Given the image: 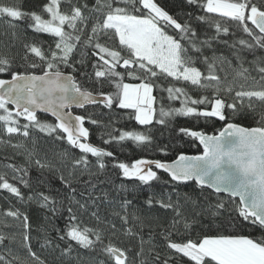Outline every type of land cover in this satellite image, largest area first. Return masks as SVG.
<instances>
[{"label":"snow or ice","instance_id":"obj_1","mask_svg":"<svg viewBox=\"0 0 264 264\" xmlns=\"http://www.w3.org/2000/svg\"><path fill=\"white\" fill-rule=\"evenodd\" d=\"M186 3L205 14L197 15V22H209L207 14H216L234 22L247 38L232 39L236 33L219 21L213 22L214 35L201 38L199 28L192 23V13L181 22L163 0H95L91 7L87 0H46L39 12L25 11L19 4L0 0V20L8 23L14 36L17 26L23 25L25 30L52 38L46 47L26 43V64L21 67L0 55V143L10 144L13 135L29 138L35 129L53 145L51 158L47 153L40 155L25 149L23 165L7 164L11 175L0 172V190L19 202L36 204L49 222L64 221L63 228L55 229L58 242L45 238V245L59 248L61 256H71L79 248L106 257L99 264H264V117L260 126L251 128L232 120L245 107L255 111L254 100L264 105V2ZM214 44H223L230 50V57L217 55ZM207 50L212 55H207ZM247 55L254 57L248 63L255 65L261 82L258 88L241 85L236 90V77L250 78V69L244 67ZM225 65L235 73L232 82H227L226 76L221 78ZM87 68L90 71L81 70ZM252 80L257 83L254 77ZM158 81L168 85L161 91L167 92L169 101L179 100V107L165 109L161 103L157 113L153 93ZM181 81L204 89L214 87L213 95L194 99L185 87L173 83ZM106 83L116 91L105 92ZM89 105L102 106L109 112L131 110L126 113L128 120L146 127L145 131L119 130L118 134L116 129L106 130L107 139L101 137L105 145L131 141L148 147L154 137L147 126L171 127L176 117L197 121L214 118L224 125L218 134H207L198 125L173 128L177 138L187 137L194 147L202 146L201 154L180 153L171 162L139 158L128 163L90 142L86 121L92 125L99 121L71 111L73 106L86 110ZM39 113L50 115L52 120L42 119ZM57 144L62 151L55 150ZM157 151L166 157L169 145H157ZM109 158L123 179L139 182L133 198H128L129 189L124 184L111 199L108 192L102 197L95 194L98 184L104 183L99 175L107 170ZM33 169L38 173L35 185L30 175ZM160 172L168 177L162 184ZM45 173L49 175L45 177ZM85 175L88 179H83ZM52 180H58L60 187L53 189ZM45 186L47 191L42 190ZM181 188L190 191L181 195ZM197 189L199 195L208 192V197L215 196V201L207 197L200 201L199 195L193 199ZM187 203L200 211L186 214ZM101 205L109 209L103 217ZM160 210L170 213V218L160 215ZM88 214L95 219L96 227L82 225V217ZM4 215L20 220L22 243L28 255L37 264H46L32 250L29 214L10 207ZM109 216L118 218L124 226L133 225L125 227L123 234L138 240L134 258L130 259L132 247L113 243L117 229ZM205 217L217 224V234L192 237L193 225ZM101 224H110V228L99 227ZM135 225H139V231L134 230ZM225 225L259 229L260 236L225 234ZM207 227L210 229L211 223ZM144 228L149 230L148 239L144 238ZM157 229L163 251L154 242ZM6 238L0 234V243ZM61 242L65 246L61 247Z\"/></svg>","mask_w":264,"mask_h":264},{"label":"trees","instance_id":"obj_2","mask_svg":"<svg viewBox=\"0 0 264 264\" xmlns=\"http://www.w3.org/2000/svg\"><path fill=\"white\" fill-rule=\"evenodd\" d=\"M4 2H11L19 4L23 10L25 11H40L42 5L46 2V0H4ZM74 3L77 0H73ZM79 3H83L84 0H78ZM89 6L95 3V0H87ZM166 7L170 10V12L175 15L178 19L183 22L187 19V14L192 13L193 20L192 23L194 26L199 28L201 38L205 35H214V21H219L226 26H228L232 32L236 33V36L232 39L238 38H247L246 35L237 27L234 22L228 21L227 18L219 17L216 14H207L210 17L209 22L199 23L196 21L195 17L197 15H205L199 8L194 6H189L186 3V0H163ZM257 3L264 2V0H255ZM87 15V12L85 13ZM52 38L45 33H34L31 29L25 30L23 25H18L16 30V35H13V29L8 25V23L4 20H0V55H6L10 59L13 60L15 66L21 67L26 64L24 60L25 55V47L26 43H35L37 45L44 44L45 47L47 43H50ZM231 42V39L230 41ZM214 48L217 49V55L223 54L225 56L230 57V50L227 49L223 44H214ZM207 55H212L211 50L206 51ZM79 57V54H78ZM254 57L252 55H247L246 61L244 63V67L250 69V78L248 80H244L242 77H236V83L233 87L236 90H240V86L243 85L245 88H258L259 83L261 82V77L259 72L256 70L255 65L248 63V61H252ZM233 65L235 66V61H233ZM203 68L204 66L201 65ZM82 71H90V68L81 69ZM39 72V69L36 70ZM67 71H71V69H67ZM222 80L224 77H227V82H232L235 76V73L229 68L227 65L224 66V72L220 73ZM252 77L255 78L257 83H253ZM81 82L87 86V81L84 80L83 77L80 78ZM171 80V78H168ZM125 82H128L127 80ZM177 87H185V91L188 95L194 99H198L201 96H209L211 97L214 92V87H209L207 89L199 88L197 86H192L190 83L186 82H173ZM215 85V82H212ZM157 88L154 89V95L157 97V102L154 107L159 111L161 107V103L165 109L169 106L179 107L180 101L174 100L169 101L167 99V92L161 91L162 88L168 87L166 83L157 82ZM105 92H115L116 89L113 85L105 84L104 88ZM234 95V92H233ZM255 105V111H252L245 107V109L235 115L232 116V120L235 123L244 125V126H260L259 122L262 117H264V105H262L259 101H253ZM131 110H120L116 109L115 112H109L108 109L103 108L102 106L89 105L86 106L85 109H73L72 112L74 114H80L85 116H92L93 118L99 121L98 125H92L86 121L85 126L90 130V142L94 146H99L102 148H106L109 151H112L115 157L122 162H128L139 158H147V159H165L167 161H171L176 158V156L180 153L186 154H198L201 152V148L194 147L192 141L187 138H177L175 131L173 128L178 127H194L196 125L199 126V130L206 131L207 134H215L219 129L222 128L224 122L215 120L205 121L201 118L199 121L186 118V117H176L173 126L171 127H163L159 124L155 126H147L151 130V134L154 137V143L148 147H141L138 144H135L131 141H124L121 143H111L105 145L103 140L101 139L104 136L106 130L116 129L117 134L119 130H137V131H145V126L138 125L134 120L129 121L126 113ZM42 119H46L51 121L52 118L48 117L44 114H39ZM231 115V113H230ZM111 121V122H110ZM110 126V127H109ZM3 135L2 128H0V136ZM107 139V136H104ZM5 139H7L5 137ZM35 140V144L33 143ZM20 144L23 145L22 148H14L12 145ZM123 144V146H121ZM169 145V151L166 157L162 156L160 152L157 151V145ZM198 145V143L196 142ZM66 147V145H65ZM28 149L29 151H35L40 155H44L47 153L51 158L53 145L47 138L44 137L43 133H39L37 130H32V135L29 138H25L22 135H13L11 139V143H0V172H8L11 175V170L6 168L7 164H19L23 165L25 163L24 150ZM55 150L57 152L62 151V147L57 144L55 145ZM74 152H78V150H74ZM93 161L95 158H91ZM95 170V169H94ZM31 177L33 178V184L35 185V177L38 173L33 169L30 172ZM49 174L45 173V177ZM159 175L162 177V180L159 182L163 183V179H168L167 175L163 172H160ZM83 179H88V176L85 175ZM99 180L104 181L102 184H98L96 195L102 197L105 192L109 193V199L116 197L118 195V190L121 184H124L125 187L129 189V197L133 198L137 195V192L133 191L136 189L137 184L139 182H133L129 180H125L119 174V170L113 167V163L111 159L108 160V168L102 174L99 175ZM52 188L57 189L60 187L58 180H52L51 182ZM79 187V186H78ZM25 193L28 192L27 189H22ZM42 190L47 191V186H45ZM152 189H147L146 191H151ZM185 191H190V189L181 188V195ZM120 196H123V192H119ZM199 195V189H197V193L193 194V199L197 198ZM209 198L212 201H215V196L208 197V192H205L203 195H199L200 201H205V198ZM175 198V197H174ZM139 199H143L141 195ZM181 203H184L181 201ZM12 208H20L21 211L27 212L32 220V230H31V247L34 252L40 257L41 260H44L46 264H99V260L106 259V257L100 256L97 252H90L84 249L75 248L72 252L71 256H61V250L59 248H54L51 246L45 245V238L47 237L49 240H53L54 242H58L55 240L56 238V228H63L64 221L62 219H51V221L45 220V213L43 210H38L37 205L34 203L26 204L17 201L16 198L12 197L10 193H7L4 190H0V234H3L7 237L3 243H0V257H3V260H0V264H37V262L28 255L26 248L22 243L21 233L23 231L20 220L14 219L12 217L5 216L4 213ZM109 209L105 205H101V216H105L108 213ZM184 211L186 214L199 212L200 208L192 205L191 203H187L184 206ZM160 215L171 216L170 213H165L163 210H160ZM109 221L115 223L117 229V235L113 238V243L121 246V247H132V252L130 253V259L135 257V252L139 250L138 240L134 237H128L123 234L125 227H133V225L129 224L124 226L121 224L118 218H114L109 216ZM226 219L222 218V220ZM211 223V228L207 227L208 224ZM82 225L85 227H96V221L94 218L90 216V214L82 217ZM99 227H108L109 225H99ZM217 224L212 222L210 218L205 217L202 221L198 220L197 223L193 225V228L190 230V234L192 237H196L197 235H201L202 233H207L209 235L217 234L216 232ZM134 230L139 231V225L134 226ZM148 228H144V238L148 239ZM181 231L183 228L181 226ZM225 234L228 233H238L253 237L260 236V230H254L251 227H246L243 229H233L227 225L223 230ZM108 233H106V236ZM14 237V238H13ZM176 238V237H174ZM185 239L187 237H184ZM179 239V238H177ZM107 239L105 243H107ZM154 242L157 245H160V250L163 251V240L159 235V229L154 233ZM65 246L63 242H61V247ZM14 257H18V259H14ZM186 259V258H185Z\"/></svg>","mask_w":264,"mask_h":264},{"label":"water","instance_id":"obj_3","mask_svg":"<svg viewBox=\"0 0 264 264\" xmlns=\"http://www.w3.org/2000/svg\"><path fill=\"white\" fill-rule=\"evenodd\" d=\"M73 109H80V108H76L75 106H73V108L71 109V111H72ZM39 114H43V113H39ZM73 114H74V113H73ZM44 115H45V114H44ZM74 115H76V114H74ZM47 116L50 117V118H52L50 115H47ZM237 124H238V123H237ZM239 125H241V124H239ZM241 126L251 128V126H244V125H241ZM222 127H223V126H222ZM252 127H257V126H252ZM215 134H218V132L215 133ZM197 143H198V141H197ZM200 148H201V152L198 153V154H201L202 151H203L202 146H200ZM183 154H186V153H183ZM198 154H186V155H198ZM173 160H174V159H173ZM171 161H172V160H171ZM171 161H167V162H171ZM164 174H166V173H164ZM166 175H167V174H166ZM237 200H238V198H237Z\"/></svg>","mask_w":264,"mask_h":264}]
</instances>
